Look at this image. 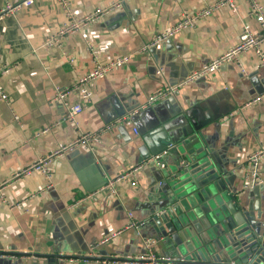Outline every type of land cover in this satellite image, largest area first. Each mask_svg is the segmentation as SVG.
<instances>
[{"label": "crops", "instance_id": "0c3cea01", "mask_svg": "<svg viewBox=\"0 0 264 264\" xmlns=\"http://www.w3.org/2000/svg\"><path fill=\"white\" fill-rule=\"evenodd\" d=\"M21 1L0 0V69L9 70L0 72V83L10 100H0V264H83L64 259L134 256L146 239L157 241L158 256L177 258L151 223L165 210L159 212L166 197L160 192V166L146 161L174 145L176 150L162 159L166 171L174 168L181 147L176 140L185 139L192 121L204 125L198 139L205 152L226 174H238L230 187L249 208L254 193L241 191L245 169L250 155L264 148V100L246 106L264 95V65L256 53L239 55L245 72L235 63L225 64L148 104L154 92L183 83L235 48L245 24L260 29L248 0H241L236 12L217 10L159 48H148L157 33L174 26L183 12L195 13L218 0H132L52 46H46L48 38L66 23L119 0H67L71 16L61 0H36L19 14H1L7 2ZM257 1L264 8V0ZM117 56L131 59L92 84L91 105L78 116V125H56L65 115L64 104L55 99L58 90L70 88L96 62ZM86 132L98 134L97 141L91 149L55 158L50 188L40 173L19 176ZM139 166L118 184V197L96 193ZM260 170L264 178V161ZM260 199L264 217V185ZM131 221L144 226L128 228Z\"/></svg>", "mask_w": 264, "mask_h": 264}, {"label": "water", "instance_id": "95a60500", "mask_svg": "<svg viewBox=\"0 0 264 264\" xmlns=\"http://www.w3.org/2000/svg\"><path fill=\"white\" fill-rule=\"evenodd\" d=\"M192 126L176 140L179 163L168 171L160 166L166 198L151 221L157 235L177 255L176 264H264L263 185L248 190L254 193L249 208L241 204L230 187L238 174H226L205 152L198 139L204 125Z\"/></svg>", "mask_w": 264, "mask_h": 264}, {"label": "built area", "instance_id": "2783aa9c", "mask_svg": "<svg viewBox=\"0 0 264 264\" xmlns=\"http://www.w3.org/2000/svg\"><path fill=\"white\" fill-rule=\"evenodd\" d=\"M36 0H22L18 3L7 2L4 8L1 10V14H19L23 10L30 8L35 4ZM132 0H119L111 4L107 8H97L88 14L80 17L79 19L74 18L69 23H66L62 29L55 35L48 38L46 46H52L58 44L66 34L77 32L85 27L96 23L102 18L109 17L114 13L118 12L123 8L125 4ZM241 0H218L213 4L195 12H183L181 19L171 28L157 33L149 44L148 48H159L164 43L174 38L178 34L193 28L199 21L212 15L219 9L229 8L232 12L237 11L238 3ZM251 5V14H253L260 26L258 31H254L249 24H245L242 29V33L238 44L230 50L229 52L217 57L210 62L206 63L200 71L190 75L188 79L183 81V83L166 87L162 90L154 92L148 98V104L152 105L158 101L165 100L179 91L181 85H186L192 81H195L201 77H205L218 71L222 66L229 63H235L239 68L244 71L243 63L239 59V55L247 53L249 51H254L258 56L260 62L264 65V8L257 0H248ZM61 4L64 6L67 15H72V10L70 4L67 0H61ZM130 56H117L112 58L107 62H96L94 69L85 76L80 77L70 88L65 90H58L56 100L61 101L65 107L64 117L56 124H62L64 122H69L74 126L78 125V116L82 114L90 105L93 99V91L91 86L96 80L103 78L111 74L114 70L121 68L129 63ZM9 70L0 69V72L4 73ZM245 72V71H244ZM76 97L75 101H72ZM0 100L9 103L8 94L4 92L0 83ZM264 100V95L256 96L246 106L262 102ZM130 125L131 122L128 121ZM112 126L106 127L103 131L111 129ZM49 128L44 130L42 133H47ZM137 133V130L134 129ZM98 139V134L86 132L80 133L74 139L68 141L65 144L59 145L51 154L46 157L38 159L31 166L23 170L20 175H30L32 173H40L46 179V189L51 187L53 171L52 162L57 157H62L78 149H91L94 142ZM174 148V145H170L169 148L151 157L146 161L147 163H154L158 166H162V159L169 153L170 149ZM264 161V148L253 152L249 157L248 167L245 169V178L242 185V192L251 190L255 187H260L264 185V178L261 176V165ZM141 166L135 168L132 172L127 173L124 176H118L117 178L108 180L96 193H108L112 197H118V184L124 179L131 176V174L139 171ZM130 180L132 186L137 185V181ZM3 186L0 187V193L2 194ZM132 217L133 214L129 213ZM144 226L143 222L131 221L128 228H140ZM121 232L111 234L107 238H104L96 246L107 243L112 238L116 237ZM157 241L154 239H146L143 242V248L141 253L134 256H69L64 259L69 263H83V264H176L177 258H172L169 256H158L155 253V246ZM3 256L0 254V257Z\"/></svg>", "mask_w": 264, "mask_h": 264}]
</instances>
